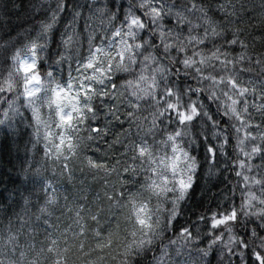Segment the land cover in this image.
Masks as SVG:
<instances>
[{"label":"snow or ice","instance_id":"6c2138e0","mask_svg":"<svg viewBox=\"0 0 264 264\" xmlns=\"http://www.w3.org/2000/svg\"><path fill=\"white\" fill-rule=\"evenodd\" d=\"M254 10L247 0H55L23 41L0 45L8 69L0 75V129L10 134L32 129V159L43 142L44 159L55 157L71 184L70 161L80 157L81 144L85 150L96 141L108 145L102 150L107 159L85 154L79 161L80 172L104 180L95 207L86 208L80 201L87 196L68 189L62 204L44 165L21 167V187L0 193V264H264V51L253 55L247 40H264V32L253 34L252 20H245ZM255 23L264 25V0ZM237 44L241 51L235 55L222 50ZM244 73L251 74L247 80ZM181 74L192 75L197 86L181 89L171 79ZM193 92L206 94L224 119L211 116ZM144 105L148 116L138 114ZM100 115L103 126L96 123ZM203 118L215 141L201 133L205 163L211 170L218 154L227 160L231 146V171L238 178L233 195L238 187L242 200L239 208L198 217L209 225L210 237L199 247V235L187 227L177 232L174 221L200 167L192 154L199 137L192 130ZM117 123L120 130L108 140L107 125ZM238 225L251 229L241 235ZM218 242L220 249L214 247Z\"/></svg>","mask_w":264,"mask_h":264},{"label":"trees","instance_id":"16d2710c","mask_svg":"<svg viewBox=\"0 0 264 264\" xmlns=\"http://www.w3.org/2000/svg\"><path fill=\"white\" fill-rule=\"evenodd\" d=\"M222 0H220L221 2ZM49 2L55 4V0H0V45H4L5 42L11 41L16 42L17 40L23 41L24 32L31 26L35 25L40 19L44 18L45 9ZM88 0H79V3L85 4ZM127 4L128 0H124ZM206 2H212V0H206ZM261 0H247V4L249 8H254L255 10L249 12L245 17L246 22L248 20H252L253 27L251 31L253 34L258 35L261 32H264V25H259L255 23V15L259 10ZM7 4V7H5ZM43 4L44 8H34L33 5ZM15 5V7L13 6ZM218 13V12H217ZM216 11L210 12L214 18H221V14H217ZM85 14L87 15V9H85ZM165 24L167 27H170L172 21L165 20ZM84 27V21L81 20L79 24V29L82 30ZM60 30L63 28L61 26ZM35 33L33 32V35ZM228 37L231 38V34H228ZM249 43V52L255 55V51H264V40L261 41H253L251 37H247ZM222 43V41H218ZM255 43V50L251 47V45ZM87 42L85 41L83 47L85 48ZM212 45L209 44L208 48H211ZM228 49L232 55L239 53L241 51L239 44L233 45L231 48H228L227 45H224L222 50ZM165 64L168 61H164ZM43 67V65H42ZM255 67V65H253ZM8 71L7 67L3 63V59L0 58V75L6 73ZM60 69L57 68V72ZM68 71L64 65L63 76L67 75ZM173 80H178L179 86L183 89L186 85H191L196 87V80L192 78V75L184 76L181 74L179 77L173 75L171 77ZM117 84L119 80L116 81ZM193 99L197 100V103H202L209 114L215 117L218 120H223L218 112L215 105H213L209 100L206 94L201 93L199 97H197L196 93L190 94ZM187 99V97L185 98ZM123 107V105H121ZM142 108H146L144 105ZM150 109H148V112ZM111 120V119H110ZM88 123H92L89 121ZM99 126L105 125V122L99 116L98 122H96ZM223 123L221 124V128H223ZM211 123L207 120V118H203L201 121H197L195 127L192 130L194 136L199 137V146H192V154L197 156L199 160L200 167L198 168L195 181L192 189L190 190L189 197L187 200L182 202L181 213L174 221L175 229L178 232L181 227L189 228L193 235H199L200 239L196 241L197 246L205 247L207 246L208 239L210 237L207 236V232L209 230V225L205 224L204 221L199 220L198 217L203 214L205 219L207 220L212 212H224L226 210H231L233 206L239 208L242 196L240 193V189L237 187L235 194L233 195V187L236 184L237 177L232 169V159L235 157L232 155L233 149L231 146L228 147L229 158L225 160L224 157L219 156L216 163V166L209 170V165L205 163V153L206 148L204 144V136L201 135L202 132H208V140L215 144V141L211 136ZM109 130L112 134H115L120 130L119 124L117 123L115 127L111 124L109 125ZM32 129H28L24 131L21 128L20 133L10 134L8 129L0 130V193H4V190L7 189L9 192L13 188L21 187L22 177L19 175L21 167H27L30 163L33 167L37 166V162L40 165H44L48 170L45 172V175L52 177V183L54 187H56V195L60 197V202L63 204L64 195L68 194L65 192V189H68L70 192H77L79 196H87V201L81 200V203H84L86 208L89 205L95 207L92 204L94 198L97 194L103 198L104 195V180L97 179L92 180L85 173L80 172V159H82L83 155L92 156L94 159L104 158L107 159L104 152L102 150L107 149L108 145H104L101 141H96L95 144L89 150L84 149V145L81 144L80 147V157L74 158L70 161V167L73 169L74 179L71 184L68 183L67 175L61 176L60 165L56 163L55 158L51 161H46L43 155V148L41 145L40 152L38 155H35V158L32 159L34 150L32 149V145L28 143L30 138V133ZM81 136L86 137L88 135L87 131H82L80 133ZM113 136L107 138L111 140ZM188 139V137H186ZM96 144L99 145V149L96 148ZM29 149L28 152L25 151V148ZM111 154V153H109ZM259 163V161H255ZM226 165V166H225ZM102 175V174H101ZM115 177L110 178V182L114 180ZM51 192V189L48 190ZM41 197L44 196V190L41 189L39 192ZM227 197V198H225ZM35 199V197H33ZM104 207H107V202L105 201ZM60 213L57 212V215ZM68 215H72L69 213ZM64 223H69L70 220L67 219V216L61 218ZM53 222H55V217H53ZM63 226V225H62ZM251 225L248 226V229L245 227L238 225L235 231L238 234H243L246 230L250 231ZM219 231H223L221 228ZM175 233H168L169 236H173ZM228 234L224 233L223 240L227 241ZM216 249H220L222 247L221 243L218 242L215 246ZM218 252H214L212 259L215 261L218 256ZM236 259V258H233Z\"/></svg>","mask_w":264,"mask_h":264},{"label":"rangeland","instance_id":"374dc122","mask_svg":"<svg viewBox=\"0 0 264 264\" xmlns=\"http://www.w3.org/2000/svg\"><path fill=\"white\" fill-rule=\"evenodd\" d=\"M221 2H223V3H227L228 2V0H222ZM49 3H52V2H49ZM53 4V3H52ZM218 11H216V13H217ZM210 14V13H209ZM217 14H220L219 12L217 13ZM211 15V14H210ZM167 21L169 20V21H171V19H166ZM172 26V24H170V27ZM185 31H187V29H185ZM83 49H84V51H83V54L84 55H87V44H86V46H85V48L83 47ZM175 54V53H174ZM65 67L67 68V71H69V69H68V63L67 62H65ZM77 67V65H76V63H75V58H73V60H72V75L73 76H77V73H76V71H75V68ZM118 75H122V74H118ZM194 75V74H193ZM249 75H251V74H249V73H244L243 74V76H242V78L243 79H245V80H247L248 79V77H249ZM67 78H68V73H67V75L64 77V79L65 80H67ZM207 82H205V84H206ZM119 84V83H118ZM249 99H250V101H251V97H249ZM111 107V105H109V108ZM42 111L44 112V114H45V116H47V109H42ZM139 115H142V116H148V109H144V108H141V110H140V113H138ZM100 117H101V119L105 122V117L103 116V115H100ZM149 119H151V117L149 116L148 117ZM107 119L108 120H110V119H112V117L111 116H108L107 117ZM256 119L257 120H259V114H257L256 115ZM109 125L110 124H108L107 125V127H109ZM53 131H57L56 129H55V125L53 124ZM125 127H127V125H125ZM1 130V129H0ZM112 134V133H111ZM115 134H112V135H109L107 138H109L110 136H114ZM157 139H159V136L157 137ZM184 140H185V144H186V142H187V138L185 137L184 138ZM148 141H149V144H151L152 143V138L151 137H149L148 138ZM102 142L104 143V145L106 146L107 145V143H105L103 140H102ZM41 146H42V148H43V142H41V144H40ZM53 158H55V157H53ZM129 163H131V161H129ZM138 163V162H137ZM111 178V177H110ZM110 178H108L109 179V181H110Z\"/></svg>","mask_w":264,"mask_h":264}]
</instances>
